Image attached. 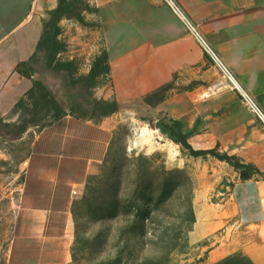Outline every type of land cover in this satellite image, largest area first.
I'll list each match as a JSON object with an SVG mask.
<instances>
[{"label":"crops","instance_id":"1","mask_svg":"<svg viewBox=\"0 0 264 264\" xmlns=\"http://www.w3.org/2000/svg\"><path fill=\"white\" fill-rule=\"evenodd\" d=\"M176 1L264 108V0ZM55 2L0 0V119L19 113L18 103L34 86L36 77L18 67L38 51L43 13ZM96 2L109 66L99 93L125 109L99 122L67 114L39 131L25 172L10 264L70 262L75 192L105 161L123 123L118 114L136 113L130 105L166 87L163 102L145 106L142 127L176 123L194 150L234 156L252 176L242 182L237 170L229 198L216 213L208 208V220L197 217L190 240L201 242L222 227L227 231L233 220L232 240L210 252L206 264L233 253L264 264V130L236 93L217 88L219 72L163 0ZM93 64L94 58L87 76Z\"/></svg>","mask_w":264,"mask_h":264},{"label":"rangeland","instance_id":"2","mask_svg":"<svg viewBox=\"0 0 264 264\" xmlns=\"http://www.w3.org/2000/svg\"><path fill=\"white\" fill-rule=\"evenodd\" d=\"M68 1L70 5L57 22L62 48L57 59L71 64L72 72L48 68L44 54L37 68L39 73L50 69L68 94L79 95L77 102L72 100L74 113L103 121L115 114L103 115L93 108L104 101L99 88L107 83V75L98 77L91 88L85 83L93 58L95 62L104 54L97 2ZM55 3L44 11V22L52 19L51 13L59 6L57 0ZM145 106L144 102L132 104L136 113L118 114L123 123L105 161L74 194L75 235L68 264H206L210 252L232 240L233 220L227 231L222 227L198 243L189 234L198 216L202 221L210 218L208 208L215 213L221 209L238 179L237 170L215 155L194 156L192 151H200L189 144L187 148L172 139L164 140L158 131L162 121L153 123L152 129L142 127ZM52 121L53 115L29 111L0 119V264H10L11 246L18 235L19 204L32 143ZM143 129L155 132L151 141L143 140ZM227 258H233L231 264H250L240 253L209 264Z\"/></svg>","mask_w":264,"mask_h":264},{"label":"trees","instance_id":"3","mask_svg":"<svg viewBox=\"0 0 264 264\" xmlns=\"http://www.w3.org/2000/svg\"><path fill=\"white\" fill-rule=\"evenodd\" d=\"M57 1L59 2V6L55 11L51 13L52 19L50 21L44 22V32L41 41L38 45V51L31 58L29 62L20 64L18 67V71L29 78L36 77L39 74L37 66L39 63V57L42 54L47 56L46 62L48 68L53 69L56 72H63V71L72 72L73 67L71 64L61 62L57 59V55L62 50L60 43L57 40L59 35L57 22L63 17L66 8L67 6L70 5V3L68 0H57ZM107 60L108 57L106 53H104L103 56H100L95 60L92 69L85 80L86 87L91 88L98 77L108 74L109 66ZM167 90L168 88L166 87L146 97L143 102L148 104L149 106L155 107L157 104L163 102ZM93 108L97 112L99 111L102 112L103 115L118 113L123 109H125L124 106L120 105L116 101L114 102L102 101L96 103L93 106ZM16 110L18 112L29 111L35 114H45V116L53 115V121L62 118L67 114L74 113L73 106L69 110L63 109L59 105L57 100L48 91L44 83L37 78L34 81L33 88L27 94V99L22 100L20 103H18ZM172 127H176L175 131L172 130L173 135L175 137L174 141L176 143L182 144L187 148H190V146L187 143L186 137L177 128L178 125L176 123H173ZM216 151L217 150L200 151V152L192 151V153L194 156L207 155V154L215 155L220 160L228 162L236 170L248 169L249 171L250 168L246 165L241 164L236 157L229 156L227 154L219 155ZM75 205L76 204L74 203V207ZM247 260L250 262V264H252L248 258ZM233 261H234L233 258H227L222 262H220V264H225V263L231 264L233 263Z\"/></svg>","mask_w":264,"mask_h":264},{"label":"built area","instance_id":"4","mask_svg":"<svg viewBox=\"0 0 264 264\" xmlns=\"http://www.w3.org/2000/svg\"><path fill=\"white\" fill-rule=\"evenodd\" d=\"M175 15L180 19L186 33L192 37L200 46L206 57L219 72V82L217 88L219 90H229L238 95L246 109L258 121L264 130V108L258 100L246 89L234 71L226 64L215 47L208 41L205 35L200 31L198 26L190 19L187 13L177 3L176 0H163ZM77 193V192H75Z\"/></svg>","mask_w":264,"mask_h":264},{"label":"water","instance_id":"5","mask_svg":"<svg viewBox=\"0 0 264 264\" xmlns=\"http://www.w3.org/2000/svg\"><path fill=\"white\" fill-rule=\"evenodd\" d=\"M36 78L40 79L44 83L48 91L57 100V102L63 109L69 110L72 107L73 99L75 100V102L78 101L79 95L68 94L63 87L62 80H59L54 77L50 69L46 70L43 73H39ZM167 124H169L171 127L173 126V123L164 120L159 123L158 131L164 137V139L174 140L175 137L173 136L172 129H167ZM238 172L239 180L242 182L248 181L252 177L248 169H239Z\"/></svg>","mask_w":264,"mask_h":264},{"label":"bare ground","instance_id":"6","mask_svg":"<svg viewBox=\"0 0 264 264\" xmlns=\"http://www.w3.org/2000/svg\"><path fill=\"white\" fill-rule=\"evenodd\" d=\"M152 134H154V131H150V130H147V129H143L142 131H141V136H142V138H143V140L145 141H148V140H150L151 141V138H152Z\"/></svg>","mask_w":264,"mask_h":264},{"label":"flooded vegetation","instance_id":"7","mask_svg":"<svg viewBox=\"0 0 264 264\" xmlns=\"http://www.w3.org/2000/svg\"><path fill=\"white\" fill-rule=\"evenodd\" d=\"M167 129H172L173 131L176 130V127H171L169 124L166 125ZM174 136V135H173Z\"/></svg>","mask_w":264,"mask_h":264}]
</instances>
